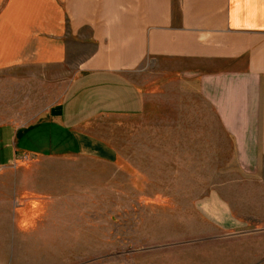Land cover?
Returning <instances> with one entry per match:
<instances>
[{
  "label": "rangeland",
  "instance_id": "374dc122",
  "mask_svg": "<svg viewBox=\"0 0 264 264\" xmlns=\"http://www.w3.org/2000/svg\"><path fill=\"white\" fill-rule=\"evenodd\" d=\"M79 48L72 47L70 65L0 72V123L32 124L60 102ZM181 68L149 59L129 73L145 95L143 110L91 120L88 130L115 150L113 161L83 155V162H71L77 167L42 162L0 171H34L40 187L55 172L83 181V199L73 200L71 214L50 213V192L8 198L0 189V264H264V153L240 159L234 136ZM34 199L40 207L31 209ZM20 206L31 212H13ZM43 223L70 227L61 237L70 245H14V234Z\"/></svg>",
  "mask_w": 264,
  "mask_h": 264
},
{
  "label": "crops",
  "instance_id": "0c3cea01",
  "mask_svg": "<svg viewBox=\"0 0 264 264\" xmlns=\"http://www.w3.org/2000/svg\"><path fill=\"white\" fill-rule=\"evenodd\" d=\"M72 47H80L79 60L63 99L32 124L0 123V171L42 162L72 167L83 155L113 161L115 150L89 124L97 116L143 110L145 95L129 73L149 59L182 63L179 75L195 81L199 96L234 136L240 159L252 162L254 153H264V0H0V72L70 65ZM63 155L78 158H56ZM29 173H0V189L8 198L50 192L55 199L46 204L55 214L73 213V200L83 199L82 176L55 172L45 176L50 185L40 187V176ZM37 200L31 209L40 207ZM37 227L14 234V245H70L61 238L70 227Z\"/></svg>",
  "mask_w": 264,
  "mask_h": 264
}]
</instances>
